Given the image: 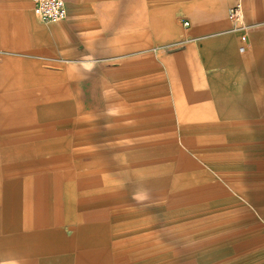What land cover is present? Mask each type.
<instances>
[{
  "label": "crops",
  "instance_id": "obj_1",
  "mask_svg": "<svg viewBox=\"0 0 264 264\" xmlns=\"http://www.w3.org/2000/svg\"><path fill=\"white\" fill-rule=\"evenodd\" d=\"M63 1L67 19L69 11L85 10L84 5L105 0ZM120 1L123 5L124 0ZM191 2L200 9L187 12L182 34L188 44L187 74L197 79L187 85L188 111L181 107L179 112L178 121L187 125V132L179 136L180 144L190 148L197 142L230 150L211 154L231 161L243 159L255 165V171L264 172V0H242V20L247 27L235 30L227 15L233 0ZM178 9L183 12L184 6L162 10L159 35L135 30L127 45L112 50L164 41L172 35L169 13L176 14ZM21 18L19 12L0 16L3 49L13 38L14 48L24 51ZM241 33H245L244 42ZM56 43L66 42L58 39ZM56 53L64 56L61 51ZM125 61L133 65L131 70L112 73L123 80L130 76L134 84L140 83L138 76L147 77L145 88L117 91L107 87L109 73L102 80L86 81L82 72L29 66L34 61L8 60L0 65V264H96L93 247L98 243L110 247L109 232L123 231L127 219L122 172L143 173L150 193L163 178L165 202L171 195L166 185L189 186L195 183L196 174H203L175 142L169 99L162 91L169 66L162 73L152 67L151 57ZM151 77L157 82H150ZM175 83L178 88L184 85ZM62 108L70 109L63 120ZM45 109H49L47 117L43 116ZM189 132L194 135L186 136ZM61 140L64 159L54 157L61 153ZM97 146H106L113 157H138L137 169L119 163L81 164L80 154ZM200 149L198 155L210 154ZM173 153L190 168L178 170L171 159ZM174 170H178L176 177L170 175ZM110 172L112 187L117 188L111 194ZM132 238L133 242L142 240L139 233ZM118 239L124 241V237Z\"/></svg>",
  "mask_w": 264,
  "mask_h": 264
},
{
  "label": "rangeland",
  "instance_id": "obj_2",
  "mask_svg": "<svg viewBox=\"0 0 264 264\" xmlns=\"http://www.w3.org/2000/svg\"><path fill=\"white\" fill-rule=\"evenodd\" d=\"M31 4V0H0V16L5 12L22 13L24 28V51L14 48L11 44L13 38L8 41L6 49L0 44V65L8 60L34 61L29 66L34 64L54 72H82L86 81L102 80L109 73L107 87L117 91L145 88L143 83L149 80L138 76L136 79L140 83L134 84L132 77L123 80L112 73L115 70H131L133 65L125 61L129 58L143 60L151 57L152 67H158L162 73L169 66L167 86L162 91L169 99L175 142L181 152L203 170V174L196 171L199 175H195V183L189 186L188 183L180 186L174 182L166 185L171 193L166 202L163 178L158 180L156 191L150 193L149 181L144 179L143 173L122 172L120 180L121 189L125 191L127 219L122 225L123 231L109 232L110 247H105L104 243L93 247L96 264H264V172L255 171V165H247L243 159L234 158L231 161L225 156L211 154L230 150L199 146L194 140H191L190 144H194L190 148L180 144L179 136L181 132H187L184 128L187 125L182 120L178 121L179 112L181 107L188 111L187 85L197 79L187 74L189 61L185 49L188 44L182 31L185 21H188L187 12L200 8L191 0L189 4L185 0L184 3L181 0H124L123 5L120 0H105L98 5L86 4L85 10L69 11L66 20L47 22L32 12ZM182 5L183 12L178 9L176 14L169 13L168 26L172 35L164 41L133 50L122 47L118 51L112 50L115 46L127 45L129 35L135 30L152 31L155 36L159 35L163 26L162 10ZM127 16L129 21L125 20ZM58 39H65L66 43L59 45L56 43ZM58 51L64 56L58 55ZM183 51L186 54L181 58ZM154 72L152 75H155ZM153 78L150 82H157ZM176 81L184 85L178 88ZM48 111L45 109L44 117H47ZM69 112V108L61 109L62 120L68 117ZM185 134L194 135L190 132ZM235 141L232 140V143ZM60 142L63 149V140ZM62 149L55 158H67L63 152L65 149ZM199 149L210 154L200 156ZM135 159L138 157H113L106 146H97L82 152L79 162L85 166L119 163L133 165L135 170L139 165ZM171 159L175 167L178 165V170L179 167L190 168L186 160L176 153L171 155ZM178 170L171 171L170 175L176 177ZM112 174L109 173L110 194L117 191L116 187H112ZM243 226L247 227V231H240ZM136 233L142 240L133 242L132 237ZM119 237H124V241H120ZM244 238L246 242L243 243Z\"/></svg>",
  "mask_w": 264,
  "mask_h": 264
},
{
  "label": "built area",
  "instance_id": "obj_3",
  "mask_svg": "<svg viewBox=\"0 0 264 264\" xmlns=\"http://www.w3.org/2000/svg\"><path fill=\"white\" fill-rule=\"evenodd\" d=\"M32 12L43 21L59 22L67 17V8L63 0H31ZM228 19L232 22V30L245 29L247 25L243 23L242 0H233L228 9ZM240 40H246L245 33L240 34ZM244 48L240 47L242 51Z\"/></svg>",
  "mask_w": 264,
  "mask_h": 264
}]
</instances>
